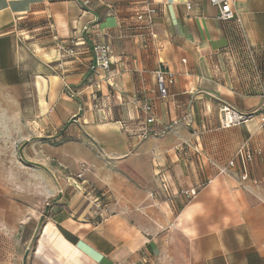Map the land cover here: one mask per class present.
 I'll return each instance as SVG.
<instances>
[{
  "label": "crops",
  "instance_id": "1",
  "mask_svg": "<svg viewBox=\"0 0 264 264\" xmlns=\"http://www.w3.org/2000/svg\"><path fill=\"white\" fill-rule=\"evenodd\" d=\"M235 3L222 22L209 0H0V88L16 103L0 142V264H264V128L222 126L224 107L259 108L257 78L244 87L231 56L258 66L264 0ZM147 7L151 23L136 16ZM95 44L109 71L90 70ZM160 68L175 74L165 100ZM243 147L247 181L221 172Z\"/></svg>",
  "mask_w": 264,
  "mask_h": 264
},
{
  "label": "built area",
  "instance_id": "2",
  "mask_svg": "<svg viewBox=\"0 0 264 264\" xmlns=\"http://www.w3.org/2000/svg\"><path fill=\"white\" fill-rule=\"evenodd\" d=\"M210 4L219 10L218 19L222 22H231L237 21V16L235 12L236 3L235 0H209ZM190 5L188 9H190ZM157 10L152 7H147L144 10H141L137 13V19L139 21H145L151 23L155 17ZM94 52V62L90 66V70L98 73L109 71L111 68V57H110V48L107 45L95 44L93 47ZM72 53V50H70ZM60 67H62L60 65ZM155 77L157 80V88L159 92V98L165 100L169 97L170 92L169 88L175 82V74L168 68H160L155 72ZM142 110L146 116V124H154L156 122L155 117L153 116V105L151 103H144ZM223 119L222 126L225 128H230L232 126H238L249 122L250 120L257 119L261 128H264V95L263 103L258 111L251 114H240L235 110H232L228 107L222 109ZM172 130V125L166 126L161 134H166L168 131ZM142 138H147L151 132L148 129L142 130ZM253 152L247 149L246 147L240 148L235 154L234 158L228 163V165L221 170V172H227L229 169H241V179L242 181H247L249 179L248 175V165L253 159ZM84 171L80 172L77 175L78 179H82L84 176ZM165 184V188L169 190V186ZM200 186L188 190H183L181 195L188 200H192L198 195Z\"/></svg>",
  "mask_w": 264,
  "mask_h": 264
},
{
  "label": "rangeland",
  "instance_id": "3",
  "mask_svg": "<svg viewBox=\"0 0 264 264\" xmlns=\"http://www.w3.org/2000/svg\"><path fill=\"white\" fill-rule=\"evenodd\" d=\"M231 59H233V61H236L239 65L240 72H241L242 85L244 87L247 85L249 86L252 82V79L257 78L256 79V82H257L256 86L258 87L260 92H263L261 94H258L262 98V99H260V105H259V108H260L261 103H263V95H264V54L260 55V57L258 58L259 59L258 66H255L254 62H252V59L250 58V56L249 55L246 56L243 52L235 53L233 56H231ZM257 73L259 74V76H257ZM244 95L250 96L252 94H244ZM15 106H16V103L13 102V100L10 99L8 94H6V92H4L0 88V142H2V140L4 139V135L9 134L8 131H4L3 126L7 123L10 124V122H13L12 119L11 120L8 119L9 116L7 113L10 110H14ZM259 108L257 109V111L259 110ZM11 145H13L12 146L13 152H15V150L20 151L19 150L20 149V143L18 141L17 142H15V140L11 141ZM35 153H37L41 158H43V156L45 157V152L42 150H40V152H38V148H36ZM24 164L27 165L26 167L30 168L29 166L31 165V163L29 161L25 162ZM7 166H9V167L12 166V169L18 170L17 164L12 162V161L9 164H7ZM44 166H46V163H41V162H39V164L34 163V185L38 184V186L40 188H41L42 184L44 186H46L44 184L46 179L43 176H40V172L42 171ZM81 166H85V164H83ZM25 170H28V169H25ZM23 179H24L23 181L26 182L29 180V176H27V178H23ZM39 199H41V201H39V206H42V208L44 210L48 208L47 204H51L50 200L49 201L46 200L45 195L42 194L41 190H39Z\"/></svg>",
  "mask_w": 264,
  "mask_h": 264
}]
</instances>
